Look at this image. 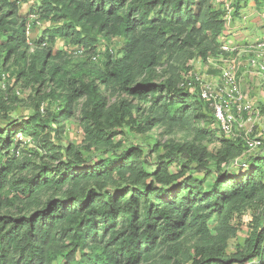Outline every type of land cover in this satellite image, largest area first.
<instances>
[{
  "label": "trees",
  "instance_id": "obj_1",
  "mask_svg": "<svg viewBox=\"0 0 264 264\" xmlns=\"http://www.w3.org/2000/svg\"><path fill=\"white\" fill-rule=\"evenodd\" d=\"M25 1L0 0V81L7 74L47 88L34 99L33 115L0 127V264H140L188 234L208 238L211 222L221 233L194 246L191 264H264L259 217L253 216L244 245L226 251L237 230L229 224L232 215L264 197V155L235 168L240 139L211 124L208 105L180 86L182 75L157 79L155 73L168 59L185 64L219 55L226 11L214 0H38L33 25H52L29 40L28 19L18 13ZM252 1L264 11V0ZM249 2L233 0L232 16L240 17ZM57 38L90 61L101 43L117 38L121 45L115 56L105 50L101 66L88 69L84 58L73 70V63L57 60L67 56L53 49ZM108 90L125 97L109 104ZM78 105L81 148L111 146V153L93 160L66 141L56 148L45 142L53 160L16 178L13 169L21 162L13 147L8 153L14 136L61 133ZM8 108L0 91V110ZM160 124L192 127L195 138L162 144L154 161L148 154L158 150L157 140L147 151L113 142L119 128L141 135ZM202 139L218 141V149L209 151Z\"/></svg>",
  "mask_w": 264,
  "mask_h": 264
},
{
  "label": "rangeland",
  "instance_id": "obj_2",
  "mask_svg": "<svg viewBox=\"0 0 264 264\" xmlns=\"http://www.w3.org/2000/svg\"><path fill=\"white\" fill-rule=\"evenodd\" d=\"M37 1L38 0H27L25 2H21L18 9V13L20 15H24L28 19L29 26L26 33L29 40L39 37L44 29L50 28L52 25L50 21L45 20L38 21L35 25H33V22L36 18L32 13V8L35 7L34 4ZM214 4L216 7L221 6L223 9H225L224 0H214ZM232 13L233 8L231 7L230 18H228V20L226 21V26L228 27H230L231 23L239 25L240 22V17H233ZM241 13H244V15H253L252 19L258 18V21L256 23L258 29L253 30L255 32L241 44L236 43V39H232L227 34L225 38L231 41L234 45L249 44L252 41L259 39L260 37L258 36H264V11L258 12L255 8L254 2L250 0L248 6L245 7ZM260 23H263V25H260ZM120 45L121 40L117 38L107 45L101 43L97 48V51L99 53L95 56V58L91 57V61L89 60L90 58H87L86 55L82 53L81 50L75 48V46L71 44H67L66 42H64L63 38H57L53 49L65 50L67 56L62 55V57L58 58L57 60L61 61L60 59H65L66 62L73 63V65L70 66L71 69L78 70V66L75 65L76 63H78L76 62L77 60L86 58L88 61V69L92 67H99L101 66V63L104 59L105 50L108 49V51L113 56H115ZM240 55V60L244 62L246 55L242 53ZM184 65L188 66L189 68H185ZM221 65L222 63L220 61H216L212 58H209L206 62H203L200 59H193L185 64L183 60L168 59L167 61H163L161 65L156 67L155 73L157 75V79H161V76H168L170 72H173L175 74L177 73L179 76H181L191 70H194L201 74H211L216 76L219 71L217 66ZM244 66L245 65L243 64L239 68V71H241V68H243ZM46 88L47 86H43L32 79L17 80L15 77H11L5 74V77H3L0 81V91L4 96L5 104L9 108L7 110H0V127L5 128L12 123L19 122L26 117L33 115L35 112L33 107L34 99L36 98V96H41ZM242 88L245 92H248L249 96L264 112V82H262V80L258 78L256 74H254V72H252L250 69H248V72L245 73L242 79ZM106 95L109 104L115 103L119 99L125 97L120 92L113 90H108ZM46 107V102H43L39 106V112L43 116L47 114ZM79 109L80 106L78 105L77 108H74V116H72L69 120L63 122L62 126L58 128L61 133L50 131L48 132V136L44 137L43 135H25L24 133L20 132L14 136L11 142V148L8 150V153L9 155H12L11 153L13 147V158L23 163L22 166H20L21 163H19L13 169L16 178L30 173L29 171H33L42 163H50V161L53 160V158H51L52 155L50 154V152L45 149V146L43 144L45 142H47L48 144L53 143L54 148H56V145H59L61 141H66L77 148L85 146L86 142ZM199 124L203 125V123ZM250 134L261 139L260 148L252 151H247L246 147L242 145V153L240 154V156L236 157L233 162V166L235 168L238 167V165H244L242 164V162L248 157L264 155V124L255 125L252 128ZM193 137L195 138L194 130L192 129V127H169L164 124H160L153 127L147 133L141 135L138 133H134L127 127L119 128V133L114 136L113 142L115 145L118 143H122L124 145H140L145 151H147L148 145L150 143H153L154 140H157L159 145L158 150L156 152H149L148 154V159L150 161H154L159 154L164 152L162 144L168 143L170 141L192 140ZM201 142L205 144L207 149L211 152H214L219 147V143L216 140L207 141L205 139H202ZM112 149L113 148L111 146H108L96 150H91L89 152L82 149L83 151L81 152L83 156L92 157L93 160H97L109 155ZM5 159L6 157L4 156L1 161H4ZM54 163H57V160H55ZM11 196L12 194L8 195V197ZM253 216L261 218L264 223V197L255 198L254 201L251 202L243 211H241L240 213H234L232 215L229 224L230 226L237 228V230L236 234L231 235L227 240V252H234L237 250V248H241L244 245V239L250 231V225L253 223ZM220 233L221 231L219 230V224L216 222H211L210 231L207 236L208 238H203L194 234H188L175 244L157 248L151 254L149 260L144 261L140 264H191L190 258L192 256L194 246L196 244L208 241L212 243L216 240ZM255 263L256 261H250L247 264Z\"/></svg>",
  "mask_w": 264,
  "mask_h": 264
},
{
  "label": "built area",
  "instance_id": "obj_3",
  "mask_svg": "<svg viewBox=\"0 0 264 264\" xmlns=\"http://www.w3.org/2000/svg\"><path fill=\"white\" fill-rule=\"evenodd\" d=\"M224 1L227 21L233 0ZM219 49V55L209 57L222 63L217 66L216 76L191 70L182 75L180 86L196 93L208 105L211 124L221 134L240 139L247 151L258 149L261 139L250 133L255 125L264 124V112L243 90L239 68L244 64L264 82V38L244 45L223 41ZM241 53L247 55L244 62L239 58Z\"/></svg>",
  "mask_w": 264,
  "mask_h": 264
},
{
  "label": "crops",
  "instance_id": "obj_4",
  "mask_svg": "<svg viewBox=\"0 0 264 264\" xmlns=\"http://www.w3.org/2000/svg\"><path fill=\"white\" fill-rule=\"evenodd\" d=\"M252 16L253 15H244V13H241L240 18H239V21H240L239 25L231 23L230 27L225 26V32L222 37L223 39L222 41L226 40L228 42H231L225 38L226 35L228 34V36L231 37L232 39L234 40L236 39V43L238 44L245 42V40L248 37H250L251 34L255 32L253 30L258 29L257 24H256L258 21V18L252 19ZM260 25H263V23L262 24L260 23ZM258 37H260L259 39L264 38V36L263 37L258 36ZM245 57H247V55ZM246 72H248V67L244 66L243 68H241V71H240L241 86H242V79Z\"/></svg>",
  "mask_w": 264,
  "mask_h": 264
}]
</instances>
